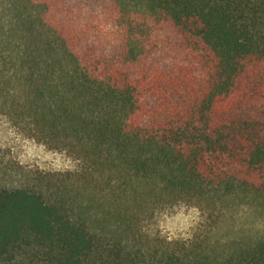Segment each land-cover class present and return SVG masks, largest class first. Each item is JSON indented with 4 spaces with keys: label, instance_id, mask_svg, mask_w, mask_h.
Listing matches in <instances>:
<instances>
[{
    "label": "trees",
    "instance_id": "16d2710c",
    "mask_svg": "<svg viewBox=\"0 0 264 264\" xmlns=\"http://www.w3.org/2000/svg\"><path fill=\"white\" fill-rule=\"evenodd\" d=\"M0 111L82 160L0 185V264H264L140 231L264 206V0H0Z\"/></svg>",
    "mask_w": 264,
    "mask_h": 264
},
{
    "label": "rangeland",
    "instance_id": "374dc122",
    "mask_svg": "<svg viewBox=\"0 0 264 264\" xmlns=\"http://www.w3.org/2000/svg\"><path fill=\"white\" fill-rule=\"evenodd\" d=\"M59 153L35 141L0 111V185H19L26 181L31 170L63 166L67 160ZM186 207L190 209L188 216L184 215ZM196 208L200 209L202 222L192 240L219 258L228 257L241 248H248L264 235V206L257 199L249 197H235L224 209L219 210L176 205L156 215L148 228L152 230L157 221L161 226L175 228L193 217Z\"/></svg>",
    "mask_w": 264,
    "mask_h": 264
},
{
    "label": "clouds",
    "instance_id": "9594fccd",
    "mask_svg": "<svg viewBox=\"0 0 264 264\" xmlns=\"http://www.w3.org/2000/svg\"><path fill=\"white\" fill-rule=\"evenodd\" d=\"M59 155H62L66 158V164L51 169L41 168L40 170L61 174L77 173L81 170L80 166L82 164V160L80 158L69 156L66 149L60 152ZM21 163L23 164L24 162L21 161ZM189 211L190 209L186 207L184 215L188 216ZM201 222L200 209L196 208L195 215L193 217H190L189 219L184 221L182 225H178L175 228L161 226L160 222L157 221L152 230H149L148 228H141L140 231L146 234L150 239H161L168 244H172L174 242H188L192 240L195 230L201 224ZM124 243H127V241H125Z\"/></svg>",
    "mask_w": 264,
    "mask_h": 264
}]
</instances>
